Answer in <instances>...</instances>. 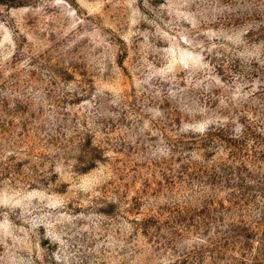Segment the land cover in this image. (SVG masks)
Segmentation results:
<instances>
[{
    "label": "rangeland",
    "instance_id": "rangeland-1",
    "mask_svg": "<svg viewBox=\"0 0 264 264\" xmlns=\"http://www.w3.org/2000/svg\"><path fill=\"white\" fill-rule=\"evenodd\" d=\"M0 264H264V0H0Z\"/></svg>",
    "mask_w": 264,
    "mask_h": 264
},
{
    "label": "trees",
    "instance_id": "trees-1",
    "mask_svg": "<svg viewBox=\"0 0 264 264\" xmlns=\"http://www.w3.org/2000/svg\"><path fill=\"white\" fill-rule=\"evenodd\" d=\"M1 2H4V1H1Z\"/></svg>",
    "mask_w": 264,
    "mask_h": 264
}]
</instances>
